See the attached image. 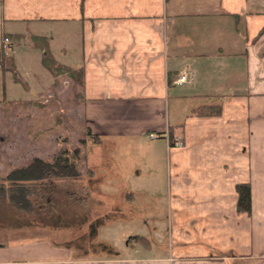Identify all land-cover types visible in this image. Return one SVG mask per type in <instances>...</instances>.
<instances>
[{
	"label": "crops",
	"instance_id": "1",
	"mask_svg": "<svg viewBox=\"0 0 264 264\" xmlns=\"http://www.w3.org/2000/svg\"><path fill=\"white\" fill-rule=\"evenodd\" d=\"M32 36L83 70L81 146L94 148L82 156L86 187L98 219L116 202L114 221L99 226L131 227L133 241L108 243L113 255L1 244L0 264H264V0H0V47L9 37L11 54L27 41L24 75L40 90L4 101L0 69V106L35 105L51 89ZM209 106L220 114L198 116ZM118 145L127 154L116 156ZM238 185L249 187L250 214L236 210ZM154 201L165 205V231L150 220ZM122 203L136 213L116 217Z\"/></svg>",
	"mask_w": 264,
	"mask_h": 264
},
{
	"label": "rangeland",
	"instance_id": "2",
	"mask_svg": "<svg viewBox=\"0 0 264 264\" xmlns=\"http://www.w3.org/2000/svg\"><path fill=\"white\" fill-rule=\"evenodd\" d=\"M9 40L11 43L10 38ZM26 44H28L27 41L25 43L22 42L20 46L17 45L13 53H11L12 55L8 51L10 44H7L5 50H3L2 46L0 47L6 57L11 55L12 58L19 62V70L16 69V72L21 81L16 82L10 72L1 74V87L2 90L4 88L5 94L4 101L5 99L12 102L34 101L38 97L39 84L31 75H24V71L28 67L32 68L31 59H33ZM59 82L60 85L57 89L48 90L36 100V103L40 105L35 104L23 107L17 104H7L8 102L1 104L0 179L14 169L27 166L35 158H42L52 162L63 154L69 155L75 151L78 153L75 166L84 178L81 181H57L54 192L58 193L57 196H53V200L49 202H46L45 198L39 200V210L41 209L39 212L32 214L15 213L9 211L8 208L4 209V205L1 204L0 245L5 244L6 241H12L7 244L19 242L33 244L46 241L63 248H67L68 244H70L73 249H78L84 253L89 251L92 255L102 254V252L105 255H113L114 252L108 243H112L117 239L115 246L117 247V244L120 243L121 249L125 250L127 242L133 241L129 239L132 236V233L129 232L131 227L99 226L100 223L114 221L113 210L116 202L111 207L112 211L111 208L106 209V216L101 217V219L96 217L99 210L103 212V208H98L97 196L94 193H90L86 187L88 171H86V164L82 161V156H87L94 148L91 145L81 146L83 142L81 137L83 133L81 124L82 110L79 97L71 90V81L61 77ZM113 151L116 156H121L127 154V147L118 145ZM120 164L121 162L119 161L115 162L117 166ZM117 181H122L125 186L127 185V178L117 179ZM115 197L118 198L119 194H116ZM155 197L156 195L153 196V199ZM108 198L106 199L108 200ZM112 203L113 201H110V204ZM106 207H109L107 203ZM124 207L125 203L119 205L115 212L120 215L116 217L128 215V212L136 213V211H130ZM164 211L165 205L154 201V207L149 216L151 222L154 223V228H158V231L160 227L164 231L166 230V213ZM79 219L80 221L84 220L83 225L77 223ZM4 220L8 228L4 227ZM89 223L91 226H89ZM152 229L148 227L147 232ZM151 233V231L148 232L147 240L149 242L154 240L150 244L155 250L161 241L158 242L155 237L150 236ZM112 237H114L113 240H110ZM137 243L142 245L141 242Z\"/></svg>",
	"mask_w": 264,
	"mask_h": 264
},
{
	"label": "trees",
	"instance_id": "3",
	"mask_svg": "<svg viewBox=\"0 0 264 264\" xmlns=\"http://www.w3.org/2000/svg\"><path fill=\"white\" fill-rule=\"evenodd\" d=\"M20 40V36H16ZM33 47L42 52L41 64L51 74L54 81L51 90L57 89L60 85L59 78H67L71 81V90L80 97L83 88V70L81 68L72 69L58 63L50 53L48 40L43 37H31ZM0 69L2 73L10 72L13 74L16 82H21L17 76L14 60L11 56L6 57L2 48H0ZM14 105L11 102L8 103ZM36 105H40L35 102ZM220 114L219 106H209L198 113V116H218ZM169 144L173 146L174 139L169 131ZM70 155V156H69ZM63 154L52 162L42 158L33 159L27 166L17 168L9 172L4 178L0 179V208L4 205V209L8 208L11 212L32 214L39 212L38 202L41 199L49 202L53 200V196H57L55 192L58 182L70 180L81 181L84 177L76 168L75 161L78 153ZM238 200L236 210L238 213L250 214V191L247 185H238L236 187ZM48 196L46 197V195ZM2 204V205H1ZM4 220V227L6 226ZM12 241H6L5 244Z\"/></svg>",
	"mask_w": 264,
	"mask_h": 264
},
{
	"label": "built area",
	"instance_id": "4",
	"mask_svg": "<svg viewBox=\"0 0 264 264\" xmlns=\"http://www.w3.org/2000/svg\"><path fill=\"white\" fill-rule=\"evenodd\" d=\"M7 44H10L9 38L3 39V45H2L3 50H5V48H7ZM188 82H189V75L187 73L182 74L176 80L177 85H183V84H186ZM151 138H156V137L154 135H152ZM181 145H182L181 141H176L173 146L179 147Z\"/></svg>",
	"mask_w": 264,
	"mask_h": 264
}]
</instances>
